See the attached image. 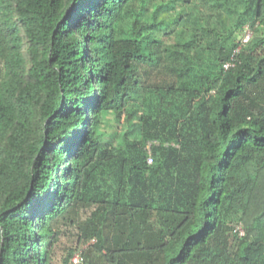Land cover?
<instances>
[{
    "label": "trees",
    "instance_id": "16d2710c",
    "mask_svg": "<svg viewBox=\"0 0 264 264\" xmlns=\"http://www.w3.org/2000/svg\"><path fill=\"white\" fill-rule=\"evenodd\" d=\"M79 251L264 264V0H0V264Z\"/></svg>",
    "mask_w": 264,
    "mask_h": 264
},
{
    "label": "built area",
    "instance_id": "2783aa9c",
    "mask_svg": "<svg viewBox=\"0 0 264 264\" xmlns=\"http://www.w3.org/2000/svg\"><path fill=\"white\" fill-rule=\"evenodd\" d=\"M251 37H252V33H251L249 30H247L246 35H245V36L243 37V39H242V43H243V44H247V43L250 41ZM240 49H241V47L238 48L236 52H238ZM235 66H236V61H235L234 57H232L231 60L227 61V62L224 64L223 68H224L226 71H228V70H231L232 68H234ZM152 144H156V142L154 141V142H152V143H149V145H148V150H149V155H150L149 158H148V163H149L150 165L153 163V157H152V155H151V146H152ZM83 261H84V257L82 256V254H80V255H77V256L74 258V261H73V262H74V264H82Z\"/></svg>",
    "mask_w": 264,
    "mask_h": 264
},
{
    "label": "rangeland",
    "instance_id": "374dc122",
    "mask_svg": "<svg viewBox=\"0 0 264 264\" xmlns=\"http://www.w3.org/2000/svg\"><path fill=\"white\" fill-rule=\"evenodd\" d=\"M251 32V31H250ZM246 33H247V31L244 33V36L246 35ZM243 36V37H244ZM69 238H70V240H65V239H63V246H68V245H76L77 244V236H76V231L75 230H69ZM62 251V250H61ZM80 252V253H79ZM78 253L79 254H77V255H80L81 254V251H79ZM77 255H75V257L77 256ZM74 257V258H75ZM74 258H73V261H74Z\"/></svg>",
    "mask_w": 264,
    "mask_h": 264
}]
</instances>
